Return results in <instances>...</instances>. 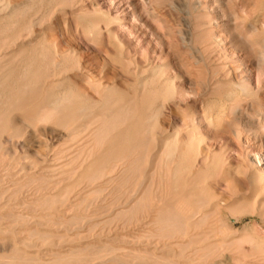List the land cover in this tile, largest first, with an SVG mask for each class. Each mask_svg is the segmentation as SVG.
<instances>
[{
	"label": "rangeland",
	"instance_id": "1",
	"mask_svg": "<svg viewBox=\"0 0 264 264\" xmlns=\"http://www.w3.org/2000/svg\"><path fill=\"white\" fill-rule=\"evenodd\" d=\"M144 1L149 8L136 0H0L1 89L12 95L0 105V264H264V163L256 159L264 125L255 118L257 135L246 127L251 113L264 115V0ZM100 14L111 18H92ZM75 15L98 22V31L83 33ZM32 58L40 67L30 71ZM36 72L40 82L19 78ZM69 91L88 117L67 108L58 121L38 119ZM221 96L222 128L195 133L190 111L199 119L204 101ZM109 111L120 125L101 133ZM159 146L181 149L193 166L177 191L174 160ZM193 181L201 183L196 196ZM182 195L206 201L187 237L176 233L182 222L175 234L161 224Z\"/></svg>",
	"mask_w": 264,
	"mask_h": 264
},
{
	"label": "bare ground",
	"instance_id": "2",
	"mask_svg": "<svg viewBox=\"0 0 264 264\" xmlns=\"http://www.w3.org/2000/svg\"><path fill=\"white\" fill-rule=\"evenodd\" d=\"M62 1V0H61ZM139 4H141L142 5V9H145L146 7L147 8H149L150 7V3L151 2H145L144 0H136ZM228 1V0H227ZM231 2V1H230ZM64 3V2H63ZM133 3V2H132ZM135 3V2H134ZM137 3V4H138ZM60 4V3H59ZM64 5V4H63ZM153 5V4H152ZM134 6V5H133ZM136 7V6H135ZM134 7V8H135ZM138 7V6H137ZM141 7V6H140ZM79 10H81V9H79ZM143 11V10H142ZM80 12V11H79ZM82 12V11H81ZM85 13V12H84ZM96 13V12H95ZM83 14V13H82ZM231 14V13H230ZM67 16V15H66ZM76 16V20H78V18L80 19L81 18V16H78V15H75ZM229 16V15H228ZM75 18V17H74ZM92 18H104V20H101L100 19V21H98V22H106L107 21V18H111L109 15H105V14H100V15H94V17H92ZM113 18V17H112ZM81 20V19H80ZM235 20V19H234ZM98 22H93V21H79L78 22V24L79 25H81V27H80V29H81V31L83 32V33H85V34H88V35H90V34H93V33H96L97 31H98ZM108 23V22H107ZM234 26V25H233ZM48 28V27H47ZM4 30V29H3ZM102 31V30H101ZM231 31V30H230ZM1 33V32H0ZM2 34H4V33H2ZM1 35V34H0ZM232 35H234V34H232ZM236 36V38H238L237 37V35H235ZM246 37V36H245ZM244 37V38H245ZM240 38V37H239ZM242 38V37H241ZM21 39V38H20ZM232 39L234 40V38L232 37ZM6 40V39H5ZM242 40V39H241ZM239 41H240V39H239ZM232 42V41H231ZM235 42H236V40H235ZM13 43V42H12ZM246 43V42H245ZM242 45H244V44H242ZM259 45V44H258ZM9 46V45H8ZM41 57V56H40ZM43 57V56H42ZM35 58V57H34ZM39 61V60H38ZM37 58H36V60L35 59H31L27 64H26V67H27V69H31V67H34V66H36V65H38L37 64ZM38 67H40L39 65H38ZM26 69V70H27ZM25 69H23V71H24ZM38 70V69H37ZM46 70V69H45ZM67 70H69V69H67ZM30 71H32V70H30ZM25 72V71H24ZM28 72V71H27ZM39 72V71H38ZM38 72H36V74L38 73ZM36 74H34V73H24V74H22V76L21 77H19V78H27V79H29L28 81H34V79L33 78H35V80H36V78H38V75H40L39 73L37 74V77H36ZM20 75H21V73H20ZM41 76V75H40ZM1 77V76H0ZM2 77H4V76H2ZM1 77V78H2ZM0 78V105H1V100H2V98H6V103H5V105L7 106L10 102H12L11 101V99H12V95L11 94H8V93H6L3 89H1L2 88V86H3V83H5L6 81L4 80L3 81V78L1 79ZM5 78V77H4ZM41 77H39L38 78V81H39V79H40ZM25 80V79H24ZM69 80V79H68ZM20 81H22L21 79H20ZM38 81H35V83L38 85ZM19 82V81H18ZM40 82V81H39ZM17 83V82H16ZM27 83H28V85H30L29 83L30 82H27L26 81V84L24 83V86L25 85H27ZM53 84H55V83H53ZM27 85V86H28ZM37 85H32V86H37ZM143 85V84H142ZM23 86V85H22ZM27 86H25L26 88H27ZM31 86V85H30ZM146 86H148L147 84H146ZM24 87V88H25ZM70 87V86H69ZM73 87V86H72ZM164 87V86H163ZM248 87V86H247ZM4 88V87H3ZM141 88V87H140ZM164 88H166V86L164 87ZM23 89V88H22ZM22 89H20V90H22ZM31 89V88H30ZM71 89V88H70ZM75 89V88H74ZM148 89V88H147ZM169 89V88H168ZM27 90V89H26ZM29 90V89H28ZM18 91V90H17ZM25 91V90H24ZM77 91V90H76ZM21 92V91H20ZM19 92V93H20ZM23 92V91H22ZM113 92V91H112ZM152 92V91H151ZM17 93V92H16ZM65 93V92H64ZM142 93H145V92H142ZM149 93V92H148ZM156 93V92H155ZM158 93V92H157ZM173 92H171V91H167V92H165V94L166 95H170V94H172ZM24 94V93H23ZM60 94H62V93H60ZM232 94V95H231ZM229 96H227L228 98H227V100L229 101V100H232L233 99V93H231ZM19 95V94H18ZM51 95H53V94H51ZM50 95V96H51ZM59 95V94H58ZM142 95V94H141ZM225 95V94H224ZM22 96V95H21ZM49 96V97H50ZM60 96V95H59ZM145 96V95H144ZM157 96V95H156ZM18 97V96H17ZM81 97V96H80ZM80 97H79V94L78 93H76V92H74V91H69V93H65L64 95H62L61 97H55V98H52L48 103H46V104H48V108H47V110L45 111V113L43 112V114L40 116V118H38L39 120L41 119L42 120V122L43 121H50V120H57L58 121V118H60L61 116L62 117H64L65 116V112H66V110H67V108H68V110H69V108H71V113H73V112H79V113H82L83 115H86L87 114V112L85 111L86 109V107L84 108V107H81V106H78V105H80L79 104V100H80ZM88 97V96H87ZM115 97V96H114ZM148 97V96H147ZM168 97V96H167ZM170 97V96H169ZM22 98V97H21ZM20 98V99H21ZM78 98H79V100H78ZM91 98V97H90ZM236 98V97H235ZM14 99V98H13ZM89 99V98H88ZM107 99V98H106ZM116 99H117V97H116ZM116 99H114L115 101H116ZM144 99V98H143ZM77 100H78V102H77ZM119 100V99H118ZM18 101H19V99H18ZM17 101V102H18ZM66 101H70V103H71V107H66V108H64V106H63V104H64V102H66ZM104 101V100H103ZM15 102H16V100H15ZM20 102V101H19ZM131 102V101H130ZM133 102V101H132ZM134 102H136V101H134ZM233 102V101H232ZM237 102V101H236ZM77 103H78V105H77ZM112 103H114L113 102V100H112ZM142 103V102H141ZM140 103V104H141ZM225 96H221V97H217V100H212V99H208V100H206V101H204V106H203V110L201 111L202 112V114H201V116H200V118L199 119H197L196 118V113H194L195 111H190L191 112V118H190V124H191V127H192V130L195 132V133H201V130H202V128H205L206 129V131L208 130V131H218V130H220L221 128H222V124L225 122V107H226V105H225ZM11 104H14V103H11ZM16 104V103H15ZM98 104H100V103H98ZM97 104V105H98ZM101 104H102V102H101ZM114 104H117V101H116V103H114ZM114 104H111V105H114ZM134 104H137V103H134ZM227 104V103H226ZM67 105V104H66ZM97 105L95 104V105H93L92 104V107L91 108H95V107H97ZM110 103L109 102H105V103H103V105L102 106H100L99 107V110H105L106 108H109L110 106ZM69 106V105H68ZM117 106V105H116ZM137 106V105H136ZM144 106V104L141 106V107H143ZM11 107L13 108V109H15L14 107H13V105H11ZM17 107V106H16ZM41 107V106H40ZM39 107V108H40ZM43 107V106H42ZM42 107H41V109H42ZM45 107V106H44ZM87 107H89V106H87ZM147 107V106H146ZM38 108V109H39ZM137 108H138V106H137ZM144 108V107H143ZM150 108V107H149ZM5 109H6V107H5ZM10 109V108H9ZM12 109V110H13ZM18 109V108H17ZM62 109V110H61ZM84 109V110H83ZM140 109H142V108H140ZM229 109V108H228ZM45 110V109H44ZM95 110H96V108H95ZM109 110V109H108ZM145 110V109H144ZM143 110V111H144ZM150 110V109H149ZM11 111V109L9 110V112ZM43 111V110H42ZM62 111V112H61ZM70 111V110H69ZM81 111V112H80ZM86 113H85V112ZM138 111H139V109H138ZM142 111V110H141ZM148 111V110H147ZM0 112H1V110H0ZM12 112V111H11ZM21 112V111H20ZM68 112V111H67ZM89 112V111H88ZM92 112V111H91ZM110 112V111H109ZM140 112V111H139ZM150 112H151V110H150ZM188 112V111H187ZM189 112V113H190ZM90 113V112H89ZM88 113V114H89ZM96 113V112H95ZM129 113H130V111H129ZM142 113V112H141ZM40 114V113H39ZM123 114V113H122ZM144 114V116H145V114L146 113H143ZM143 114H139V116H143ZM252 115L249 117V120H248V122L246 121V127H248V128H250L249 130V132H252V133H255L256 135H257V133H258V131H259V123L258 124H255L256 122H255V118H257V121L259 122L261 119H262V121H263V125H264V115L262 114V113H251ZM68 116H70V114H67ZM92 115V114H91ZM226 115H227V113H226ZM250 115V114H249ZM23 116V115H22ZM74 116V115H73ZM87 117L89 116V115H86ZM85 116V117H86ZM129 116V115H128ZM150 116V115H149ZM98 117V116H97ZM102 117V125H101V128H100V131H101V133L102 132H108V130H116L117 129V127L120 125V122H118V115L117 114H114L113 112H110V113H105V115H102L101 116ZM133 117V116H132ZM137 117V116H136ZM99 118H100V116H99ZM139 118L140 117H138V120H139ZM145 118V117H144ZM144 118H142V119H144ZM150 118V117H149ZM82 119H85L84 117H82ZM94 119H96V118H94ZM39 120H36V121H39ZM86 120V119H85ZM93 120V119H92ZM127 120V119H126ZM132 120V119H131ZM137 120V121H138ZM146 120H148V119H146ZM199 120V121H198ZM93 121H95V120H93ZM150 121H153V120H151L150 119ZM156 121V120H155ZM142 122V121H141ZM25 123V122H24ZM37 123V122H36ZM44 123V122H43ZM48 123V122H47ZM54 123V122H53ZM52 123V124H53ZM71 123H72V121H71ZM92 123V122H91ZM91 123H89V127H91L90 126V124ZM119 123V124H118ZM138 123H139V121H138ZM148 123V122H147ZM154 123V122H153ZM156 123V122H155ZM55 124V123H54ZM87 124V123H86ZM95 124V123H94ZM136 124V123H135ZM141 124V123H140ZM149 124H150V122H149ZM82 125V124H81ZM137 125V124H136ZM146 125V124H145ZM153 125V124H152ZM88 126V125H87ZM93 126V125H92ZM135 126V125H134ZM137 126H140L139 124L137 125ZM149 126V125H148ZM150 126H151V124H150ZM86 127V126H85ZM136 127V126H135ZM144 127V126H143ZM156 127V126H155ZM18 128V127H17ZM69 128V127H68ZM97 128V127H96ZM142 128V127H141ZM150 128V127H149ZM20 129V128H19ZM144 130H146L145 128H143ZM264 129V128H263ZM148 130H150V129H148ZM96 131V130H95ZM99 131V132H100ZM40 132V131H39ZM56 132V131H55ZM134 132V131H133ZM136 132V131H135ZM138 132H140L141 133V130H139ZM148 132H150V131H148ZM72 133V132H71ZM97 133V132H96ZM140 133H138V136H141V135H143V134H140ZM145 133H147V132H145ZM144 133V134H145ZM152 133H153V131H152ZM211 133V132H210ZM248 133V132H247ZM264 133V132H263ZM98 134V133H97ZM95 135V134H94ZM112 135V134H111ZM136 135V134H135ZM148 135V134H147ZM146 135V136H147ZM154 135V134H153ZM208 134H206L205 136H207ZM261 135V134H260ZM23 136V135H22ZM73 136H75V135H73ZM114 136V135H113ZM205 136H202V141L203 140H205L207 137H205ZM21 137V136H20ZM77 137V136H76ZM150 137V136H149ZM114 138V137H113ZM145 138H148V137H145ZM153 138H154V136H153ZM256 138H257V136H256ZM42 139V138H41ZM76 139V138H75ZM149 139V138H148ZM5 140V139H4ZM94 140V139H93ZM107 138H106V140H102L101 141V145L102 146H104L106 143H107ZM141 140V139H140ZM139 140V141H140ZM147 140V139H146ZM151 140V139H150ZM207 140V139H206ZM109 141V140H108ZM153 141V140H152ZM156 141V140H155ZM58 142V141H57ZM141 142V141H140ZM149 142V141H148ZM69 143V142H68ZM97 143V142H96ZM147 143V142H146ZM159 143V142H158ZM157 143V144H158ZM3 144H5V143H3ZM110 144V143H109ZM127 144V143H126ZM152 144H153V142H152ZM167 144V143H166ZM94 145H95V143H94ZM142 145V144H141ZM155 145V144H154ZM160 145H162V144H160ZM168 145V144H167ZM97 146V145H96ZM114 146H116V145H113V147ZM143 146V145H142ZM147 146V145H146ZM92 147V146H91ZM99 147V146H98ZM110 147H112V146H110ZM160 147V146H159ZM164 147H167V146H164ZM127 148H129V147H127ZM160 148H162V147H160ZM159 148V149H160ZM168 148V147H167ZM97 149H99V148H96V150ZM108 149V148H107ZM111 149V148H110ZM115 149V148H114ZM113 149V150H114ZM153 149V148H152ZM163 149V148H162ZM165 149V148H164ZM164 149L162 150V152L164 151ZM71 150V149H70ZM75 150V149H74ZM112 150V151H113ZM169 150V149H168ZM166 150L165 149V152H166V154H164V157L166 158V159H169V160H174L173 161V163L172 162H170V163H168L167 161H165L166 163H168V164H171L172 163V165H173V169L171 170V168H170V171H169V175L170 176H172L173 177V182H174V184L172 185L173 187L171 188L172 190L174 189V191L176 190L177 191V189H179L180 187H179V183H181V179H179V176H181V174H185V173H189L190 171H191V169H192V167H190V165H189V163L187 164V155L184 153V152H178V150L177 149H174V150ZM181 150V149H180ZM179 150V151H180ZM106 151V150H105ZM104 151V152H105ZM108 151V152H107ZM106 151V154H104L103 156L105 157V155H107V154H109V150H107ZM111 151V152H112ZM133 151V150H132ZM131 151V152H132ZM136 151V150H135ZM185 151V150H184ZM59 152V151H58ZM164 152V153H165ZM161 153V152H160ZM259 153V152H258ZM96 154V153H95ZM129 154H131V153H129ZM58 155V154H57ZM126 155V154H125ZM128 155V154H127ZM127 155L125 156V157H127ZM139 154H138V152L136 151V153H132L131 155H128V157L129 156H131V158H134L133 156H138ZM15 156V155H14ZM25 156V155H24ZM101 156V158H99V159H102V155H100ZM108 156H110V154L108 155ZM150 156V155H149ZM158 156V155H157ZM53 157H55V156H53ZM98 157V156H97ZM93 158V157H92ZM192 158V157H191ZM96 159V158H95ZM124 159V158H123ZM176 159V160H175ZM256 159L258 160V162H259V164H261V162H263L264 163V155H257L256 156ZM61 160V159H60ZM65 160V159H64ZM87 160V159H86ZM109 160H110V158H109ZM133 159H131V161H132ZM137 160H138V158H137ZM54 161V160H53ZM101 161V160H100ZM103 161V160H102ZM101 161V162H102ZM133 161H135V160H133ZM67 162V161H66ZM106 162H108V161H106ZM156 162V161H155ZM189 162V161H188ZM97 163H99V162H97ZM130 163V162H129ZM128 162L125 164L126 166H128V164H129ZM92 164H94V162L92 163ZM105 164H107V163H105ZM114 164V163H113ZM146 164V163H145ZM61 165V164H60ZM100 165V164H99ZM112 165V164H111ZM115 165V164H114ZM123 165V164H122ZM124 165V166H125ZM58 166V165H57ZM88 166V165H87ZM92 166V165H91ZM101 166V165H100ZM129 166H130V164H129ZM131 166H132V164H131ZM23 167V166H22ZM85 167V166H84ZM115 167H116V165H115ZM119 167V166H118ZM31 168V167H30ZM54 168V167H53ZM126 168V167H125ZM130 168V167H129ZM135 168V167H134ZM155 168V167H154ZM166 168V167H165ZM168 168V167H167ZM167 168H166V170H167ZM11 169V168H10ZM56 169V168H55ZM91 169V168H90ZM89 169V170H90ZM113 170L112 171H115L114 170V168H112ZM20 170H22V169H20ZM40 170V169H39ZM61 170V169H60ZM105 170V169H104ZM109 170V169H108ZM132 170V169H131ZM193 170V169H192ZM51 171V170H50ZM121 171V170H120ZM124 171H127V168H126V170H124ZM33 172V171H32ZM104 171H102V172H100V174H102ZM116 172V171H115ZM113 173V172H112ZM123 173V172H122ZM121 173V174H122ZM125 173V175L127 176V172H124ZM201 173V172H200ZM53 174V173H52ZM83 174V173H82ZM81 174V175H82ZM108 174V173H107ZM110 174V173H109ZM120 174V173H119ZM120 174V175H121ZM192 174V173H191ZM63 175V174H62ZM111 175V174H110ZM119 175V176H120ZM164 175V174H163ZM189 175V174H188ZM212 175V174H211ZM72 176V175H71ZM184 176V175H183ZM201 175L199 174V177H200ZM55 177V176H54ZM58 177V176H57ZM83 177H85V175L83 174ZM158 177V176H157ZM167 177V176H166ZM169 177V176H168ZM167 177V178H168ZM186 177H187V175H186ZM189 177V176H188ZM193 177V176H192ZM192 177H191V179H192ZM198 177V176H197ZM196 177V178H197ZM56 178V177H55ZM120 178V177H119ZM166 178V179H167ZM182 178V177H181ZM184 178V177H183ZM194 178V177H193ZM195 178V179H196ZM202 178V177H201ZM43 179V178H42ZM46 179V178H45ZM61 179V178H60ZM198 179V178H197ZM261 180L262 181V178H260V176L259 177H257V181L258 180ZM47 180V179H46ZM184 180V179H183ZM186 180V179H185ZM184 180V181H185ZM190 180V179H189ZM203 180V179H202ZM94 181V180H93ZM160 181V180H159ZM171 181V180H170ZM123 182V181H122ZM129 182V181H128ZM157 182V181H156ZM259 182V181H258ZM113 183V182H112ZM192 183V185L191 186H193L192 188H194L193 189V194H195V196L197 195V193L199 194V188H200V184L201 183H199V182H191ZM263 184H264V180H263ZM108 185H110V184H108ZM165 185V184H164ZM187 185H189L188 184V180L187 181H185V182H183L182 183V185H181V187H186ZM190 186V187H191ZM204 186V185H203ZM203 189H205V188H203ZM190 190H192L191 188L187 191V193H189V195H190ZM206 190V189H205ZM180 192L182 191V190H179ZM185 191V190H184ZM172 193H174V195H176L175 194V192H172ZM176 193H178L180 196H181V193H179V192H176ZM186 193V194H187ZM177 194V195H178ZM188 195V194H187ZM188 195V196H189ZM192 195V194H191ZM204 195V194H203ZM168 195L166 194V197H167ZM201 196V195H200ZM206 196V195H205ZM177 197L178 196H176V199H177ZM207 197H209V196H207ZM49 198V197H48ZM56 197H53V203H54V199H55ZM64 198V197H63ZM63 198H61L60 200H62ZM75 198V197H74ZM180 198V197H179ZM193 198H195V197H193L192 196V198L191 199H193ZM172 199H173V197H172ZM50 200V199H49ZM52 200V199H51ZM50 200V201H51ZM45 201H46V199H45ZM45 201H44V203H45ZM198 201V200H197ZM194 202H196V201H194ZM206 201H205V198L203 199V197H202V199H199V202H196V203H193V202H190V201H188L187 200V198H186V196H183L182 195V197L180 198V199H178L177 200V202L173 205V206H171V207H169V208H166L165 209V211H163L164 212V217L162 218V221H161V224H162V226L164 227V229H166L167 231H171V232H173V230H177L176 229V227L180 224V222H182L183 224H184V227L182 228V229H180V231H179V229H178V232H176V233H179L182 237H187L188 236V230H189V225L191 226L192 225V223L193 222H191V219H193L192 218V216L195 214V211L197 210V209H201V207H203V205H204V203H205ZM52 203V202H51ZM52 203V204H53ZM40 205V204H39ZM66 205V204H65ZM205 206V205H204ZM49 207H50V205H49ZM48 207V208H49ZM80 207V206H79ZM58 208H60V207H58ZM219 208V207H218ZM235 207L234 206H227V209H234ZM236 208H239V207H236ZM241 209H243L244 211H247V210H249V208L248 207H240ZM70 211V210H69ZM132 211V210H131ZM159 211V210H158ZM199 211V210H198ZM65 212V211H64ZM200 212V211H199ZM199 212L198 213H196V214H199ZM263 212V211H262ZM68 213V212H67ZM85 213V212H84ZM93 214V213H92ZM161 215V214H160ZM36 217V216H35ZM41 217V216H40ZM39 217V218H40ZM81 217V216H80ZM26 218V217H25ZM45 218V217H44ZM200 218V217H199ZM23 219H24V217H23ZM36 219V218H35ZM59 219V218H58ZM61 219V218H60ZM140 219V218H139ZM22 220V219H21ZM26 220H27V218H26ZM30 220V219H29ZM40 220V219H39ZM41 220H43V219H41ZM204 220V219H203ZM201 221V220H200ZM15 222V221H14ZM27 222H30V221H27ZM36 222V221H35ZM43 222V221H42ZM201 222H203V221H201ZM44 223H45V220H44ZM43 223V224H44ZM160 223V222H159ZM197 223V222H196ZM205 223V222H204ZM45 225V224H44ZM155 226H156V224H155ZM194 226V225H193ZM5 227V226H4ZM194 227H196V225L194 226ZM200 227H202V226H200ZM11 229V228H10ZM35 229H36V227H35ZM155 229V227L153 228V230ZM164 229H163V231H164ZM193 229V228H192ZM7 231H9L8 229H6ZM157 230H159L160 231V229L158 228ZM162 230V229H161ZM4 231V230H3ZM28 231V230H27ZM156 231V230H155ZM158 231V232H159ZM166 231V232H167ZM193 231V230H192ZM192 231H190V232H192ZM199 231V230H198ZM157 232V233H158ZM26 233H28V232H26ZM25 233V234H26ZM163 233V232H162ZM174 234H175V232H173ZM173 233H172V235H173ZM24 234V233H23ZM167 234V233H166ZM169 234H170V232H169ZM19 235V234H18ZM22 235V234H21ZM27 235V234H26ZM155 235H156V233H155ZM163 235H164V233H163ZM162 235V236H163ZM168 235V234H167ZM166 235V236H167ZM171 235V234H170ZM169 235V237L171 238V236ZM20 236V235H19ZM166 236H163L164 238L166 237ZM196 236V235H195ZM32 237H34V236H32ZM162 237V238H163ZM168 237V236H167ZM173 237H174V235H173ZM179 237V236H178ZM99 238V237H98ZM160 238V237H159ZM170 238H166V241H167V239H170ZM181 238V237H180ZM176 239H177V236H176ZM182 239H184V238H182ZM3 240V239H2ZM163 240V239H162ZM172 240V239H171ZM19 241V240H18ZM39 241V240H38ZM17 242V241H16ZM40 242H42V241H40ZM42 243H44V242H42ZM41 243V244H42ZM109 243V242H108ZM188 243V245H191V244H189V242H187ZM106 244V243H105ZM104 244V245H105ZM111 244V243H110ZM107 245V244H106ZM95 246V245H94ZM156 246V245H155ZM169 246V245H168ZM88 247V246H87ZM163 247V246H162ZM18 249H19V247H18ZM71 249V248H70ZM101 249H103V247L101 246ZM80 250V249H79ZM159 250V249H158ZM16 251H19V250H17L16 249ZM113 253V252H112ZM111 253V254H112ZM136 253V252H135ZM24 254H25V252H24ZM58 254V253H57ZM65 254V253H64ZM147 254V253H146ZM131 255V254H130ZM17 258H18V256H16ZM154 257H156V256H154ZM199 257V256H198ZM7 258V257H6ZM9 258V257H8ZM20 258H22V257H20ZM69 258V257H68ZM92 258V257H91ZM133 258V257H132ZM62 259V258H61ZM83 259H86L85 257L83 258ZM142 259V258H141ZM18 260V259H17ZM30 260V259H29ZM37 260H38V258H37ZM55 260V259H54ZM143 260V259H142ZM151 260H153V258H151ZM156 260H158V259H156ZM12 261V260H11ZM10 261V262H11ZM26 261V260H25ZM38 261H41V260H38ZM47 261V260H46ZM92 261V260H91ZM155 261V260H154ZM159 261H161V259L159 260ZM166 261V260H165ZM9 261H7V263H8ZM29 262V261H28ZM36 262V261H35ZM133 262V261H132ZM22 263V262H21ZM25 263V262H24ZM34 263V262H33ZM43 263V262H42ZM74 263H75V261H74ZM104 263V262H103ZM106 263V262H105ZM118 263V262H117ZM157 263H158V261H157ZM86 264H88V263H86ZM160 264V263H159ZM162 264V263H161Z\"/></svg>",
	"mask_w": 264,
	"mask_h": 264
}]
</instances>
